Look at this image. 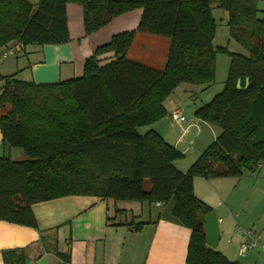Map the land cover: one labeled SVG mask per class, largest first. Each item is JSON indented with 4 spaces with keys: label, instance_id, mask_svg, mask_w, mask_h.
Wrapping results in <instances>:
<instances>
[{
    "label": "trees",
    "instance_id": "16d2710c",
    "mask_svg": "<svg viewBox=\"0 0 264 264\" xmlns=\"http://www.w3.org/2000/svg\"><path fill=\"white\" fill-rule=\"evenodd\" d=\"M257 1L0 0V52L15 44L67 43V4L82 8L86 35L140 10L136 30L96 48L78 78L35 84L0 77L2 142L32 160L0 158V221L36 228L32 205L67 196L171 200L172 216L190 231L186 264H237L206 246L203 217L211 208L194 195L193 183L254 174L264 163V22ZM213 9L226 13L229 36L243 54L213 46ZM137 33L169 40L162 70L126 59ZM106 53L112 56L99 59ZM217 54L229 57L223 90L194 117L220 134L182 173L173 163L183 154L150 127L166 117L164 103L178 86L210 87ZM2 254L3 264H25L22 249Z\"/></svg>",
    "mask_w": 264,
    "mask_h": 264
},
{
    "label": "crops",
    "instance_id": "0c3cea01",
    "mask_svg": "<svg viewBox=\"0 0 264 264\" xmlns=\"http://www.w3.org/2000/svg\"><path fill=\"white\" fill-rule=\"evenodd\" d=\"M256 7L257 17L264 22V0H258ZM65 16L67 43L26 47L15 44L13 55L0 59V77L14 75L20 81L35 84L78 78L82 75L84 61L96 48L108 43L113 35L136 30L140 11L121 15L114 19L115 23H109L108 28L90 35L84 33L79 5L67 4ZM226 18L222 14V23ZM144 35L137 33L135 38L143 40ZM150 37L154 36L146 35ZM111 56L112 53H106L99 59ZM139 60L145 61L140 57ZM2 85L0 80V92ZM164 105L169 111L166 117L172 110H179L172 105L170 96ZM153 126L162 138L168 133L163 119ZM193 128L195 139L198 138L199 143L206 142L205 148L220 134L217 127L195 118L181 126L183 134L178 140L189 137ZM172 146L178 148V144ZM187 150L177 149L184 155ZM11 153L12 149L2 142L0 134V158L16 157ZM174 163L182 173L189 168L181 165L182 160ZM193 190L194 195L211 208L203 217L206 246L237 264H264V223L249 222L250 199H254L253 205L262 204L258 192L264 193V179L248 174L239 178H195ZM157 204L89 196H67L34 204L31 209L36 228L0 221V264H3L2 253L15 249L25 251V264H186L190 231L172 216L171 200ZM261 217L264 212L255 219L260 221ZM136 224H142L138 231L133 228ZM242 244L248 246L244 255L239 254ZM56 253L67 255L68 262H63Z\"/></svg>",
    "mask_w": 264,
    "mask_h": 264
},
{
    "label": "rangeland",
    "instance_id": "374dc122",
    "mask_svg": "<svg viewBox=\"0 0 264 264\" xmlns=\"http://www.w3.org/2000/svg\"><path fill=\"white\" fill-rule=\"evenodd\" d=\"M26 1H28L30 4H36L37 2H39V0H26ZM212 14L217 23L216 31L212 40L213 46L226 48L228 52L243 54L245 52L244 49L240 45H238L234 40L231 39L228 33V28L225 26V23H222V21L220 20L222 14H224L226 18L227 16L226 13H224L219 9H213ZM111 22L113 24L116 22V20H112ZM106 26L108 28L109 24H107ZM143 37H145L143 40H138V38H135L130 49L126 54V59L134 60L135 62H142L139 60L140 57L145 60L144 64H148L150 67L155 68L157 70H162L164 66V65L162 66V63L165 62L164 60H166L167 51L169 48V40L163 38H156V37L146 38V35H144ZM228 66H229V57L226 54H217L215 60V78L213 80V83L208 88V90L198 94V89L200 86L182 84L178 86L174 90V92L170 95V101L172 102V105L176 108H179L185 120L182 124L179 125L172 122L169 116L165 117L163 119V123L168 133L167 134L165 133V137L163 139L169 145L178 144L177 149L179 151H184L188 149L187 153L185 155L183 154V157L181 159L182 160L181 165H185V166L188 165V167H190L198 159V156L201 155L209 145H211L210 143L205 148L204 146H206V142L199 143L200 140L197 141L198 138L195 139L194 128L192 129L191 135L189 137L184 138L182 141L178 140V138L180 134L181 135L183 134L181 131V126L189 124L190 122L195 120L194 111L200 108L201 106L205 105L206 103H208L215 95L219 94L223 90L224 82L227 77ZM152 129L156 130V126H153ZM203 148H205L204 151ZM20 153H21L20 150L12 149L11 156L13 155L17 156ZM174 165L175 163H173V166ZM257 171L258 172L254 174H248V175H250V177L258 175V177L263 181L264 163L260 165V168ZM147 188H149V185H147L146 183L145 189ZM248 191L251 192L250 189H248ZM258 193L259 196L261 195L262 204H260L259 206L253 205L254 199H250L249 214L251 220L249 222L251 223L257 222L258 225H262L264 223V217H261L260 221L255 219L256 216H260V214L264 212V193L261 192ZM145 205H147V203H145Z\"/></svg>",
    "mask_w": 264,
    "mask_h": 264
},
{
    "label": "built area",
    "instance_id": "2783aa9c",
    "mask_svg": "<svg viewBox=\"0 0 264 264\" xmlns=\"http://www.w3.org/2000/svg\"><path fill=\"white\" fill-rule=\"evenodd\" d=\"M10 55H13V49L11 48H8L6 49L1 55H0V59H5L7 58L8 56ZM169 118L172 122L176 123V124H182L184 122V116L182 115V112L180 110H172L170 113H169ZM157 205H161V203H158ZM264 247V246H263ZM248 246L246 244H242L240 246V249H239V254L240 255H244L246 250H247Z\"/></svg>",
    "mask_w": 264,
    "mask_h": 264
},
{
    "label": "water",
    "instance_id": "95a60500",
    "mask_svg": "<svg viewBox=\"0 0 264 264\" xmlns=\"http://www.w3.org/2000/svg\"><path fill=\"white\" fill-rule=\"evenodd\" d=\"M248 86V81L245 82V87L246 88ZM236 88L237 89H241L240 88V82L237 81L236 83ZM32 160L29 159L28 157H26L25 155H18L14 158L11 159V163H16V164H19V163H25V162H31Z\"/></svg>",
    "mask_w": 264,
    "mask_h": 264
}]
</instances>
